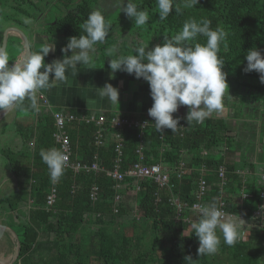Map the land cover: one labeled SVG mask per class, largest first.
<instances>
[{
  "label": "trees",
  "instance_id": "trees-1",
  "mask_svg": "<svg viewBox=\"0 0 264 264\" xmlns=\"http://www.w3.org/2000/svg\"><path fill=\"white\" fill-rule=\"evenodd\" d=\"M59 2L65 10L57 14L54 23L48 24L45 31L64 37L84 35L82 24L89 13L96 9L104 11L95 7L98 0ZM132 2L148 9L150 19L140 28L145 27L146 38L151 36V40L159 43L164 37L176 35L189 18H207L213 30L223 27L228 35L218 55L225 61L223 70L229 87L231 83H237L238 87L247 78L254 81V87L264 89L255 70L243 71L248 50L255 47L264 54V0H199L194 9L183 8L182 0H177L181 12L173 10L165 20L159 19L156 0ZM1 6L2 0L0 10ZM128 25L136 26L132 19ZM206 40L204 36L197 37L199 43H206ZM1 42L0 31V47ZM12 43H18V46L14 49L6 47L10 64L20 50L19 40L12 38ZM115 43L116 47L118 43ZM114 44L110 42L105 46L112 48ZM120 45L126 52L125 56L135 54L136 46L131 43L123 41ZM13 112L16 117L14 132L19 140L16 144L0 148V157L6 160L14 182L11 192L0 195V222L15 233L18 246L11 264H264V223L260 226L258 218H249L252 207L260 202L264 184L260 175L251 176L250 173L244 178L236 171L254 167L245 153L252 147L250 141L254 143L255 139L249 140L237 133L231 135L224 118L211 114L203 123L193 121L188 126L186 116H178L181 118L179 124L185 127L174 133L165 129L161 135L153 125V118L140 116L152 123L144 130V162L168 166L169 186L160 191L158 201L155 202L157 185L150 179L139 181V189L136 190L133 179L126 178L118 191L121 200L116 203L113 200L114 181L104 171L81 170L73 174L66 167L64 175L53 184L55 201L48 206L46 196L52 180L41 152L58 147L53 138V116L43 107L38 112L33 110L27 99L21 106L14 107ZM22 114V117L30 119L22 120ZM65 129L73 150L71 161L91 162L96 155L99 165L109 169L118 133L124 140L122 169L138 158L135 152L139 145L137 128L119 130L107 123L102 126L103 144L100 146L93 143L97 129L93 124L66 122ZM4 131L0 129L1 133ZM245 145L248 149L243 153ZM235 151L240 156L235 155ZM180 161L184 162L187 170L177 178ZM221 164L226 170L224 189L219 188L216 173ZM200 175L207 183L204 202L211 203L221 196L227 203V210L242 211L246 219L241 228H248L250 234L247 239L239 237L234 246L226 245L221 236L217 253L199 257V242L191 223L174 220V207L168 197L173 193L183 201L194 200ZM92 184L99 188L95 202L89 199ZM128 193L134 196V208L123 201ZM241 193L245 195L244 199H241ZM114 207L117 212L113 211ZM189 215L194 216L193 213ZM186 256H190L192 261L186 260Z\"/></svg>",
  "mask_w": 264,
  "mask_h": 264
},
{
  "label": "clouds",
  "instance_id": "clouds-1",
  "mask_svg": "<svg viewBox=\"0 0 264 264\" xmlns=\"http://www.w3.org/2000/svg\"><path fill=\"white\" fill-rule=\"evenodd\" d=\"M159 19L165 20L173 12H181L177 0H156ZM199 0H182L183 8L194 9ZM120 12L132 19L136 26H145L149 19L146 8L139 7L132 0H118ZM30 24V19L24 20ZM84 35L70 37L60 49L62 59L45 63L44 58L56 51L55 43L44 45L39 51L30 53L26 58L10 62L6 48H0V113L19 107L25 99L30 107L39 111L38 93L50 90L67 80L68 70L77 75V65H90L94 62L97 45L104 44L111 25L100 9L91 11L83 22ZM228 33L223 27L211 28L207 18H189L182 29L172 37H164L161 44L149 48L148 44L136 47L134 55L117 56L109 60V68L114 74L122 71L135 78H142L150 88L153 101L148 109L153 118L155 129L163 135L165 129L172 133L178 127L180 117H174L180 106H187L188 126L194 121L203 123L214 112L224 110V96L227 91V74L222 71L225 61L218 53ZM198 36L207 38L206 43L197 42ZM71 52V55L67 53ZM247 61L243 71L255 70L264 84V54L253 47L246 53ZM51 74V78H50ZM114 78V77H113ZM100 98L118 104L119 90L110 83L97 88ZM229 95V94H228ZM42 108V107H41ZM42 160L47 165L50 179L55 183L64 175L69 156L61 149L52 147L42 150ZM199 218L191 223V229L198 239L197 255H213L223 242L234 246L239 238L241 226L245 221L237 214L222 211L215 200L206 205H194ZM264 212V209H262ZM186 260L192 261L190 256Z\"/></svg>",
  "mask_w": 264,
  "mask_h": 264
},
{
  "label": "crops",
  "instance_id": "crops-1",
  "mask_svg": "<svg viewBox=\"0 0 264 264\" xmlns=\"http://www.w3.org/2000/svg\"><path fill=\"white\" fill-rule=\"evenodd\" d=\"M34 10L38 11L37 8ZM24 12L27 13V15L29 14L26 11ZM39 12V16H42L43 11L39 10ZM37 15V13L30 14V24H25L23 21L19 20V23H22L27 30L26 32L23 27H21L23 31L19 28L26 36V40L30 46V53L37 52L44 45L54 42L56 51L54 53L50 52L49 55L44 58V62L51 63L54 59H62L64 54L61 53L60 49L67 44L68 38L55 34L53 37L49 38L50 35L45 31L46 27L38 26L39 24L33 19V17L35 18ZM6 35L7 38L9 35L18 38L20 50L17 51V54L22 53L24 44H22L23 39L21 35L14 29L8 30ZM97 46H99V49L95 53L94 62L92 64L77 65V75L72 74V71L68 70L66 73L67 80L65 82L58 84L50 90H42L40 92L50 104L51 109L53 111L79 112L85 115H104L108 117L126 116L129 118L143 119L140 118V116H149L148 109L151 107L153 101L150 97L148 83L142 78L137 79L134 75L122 71H117L113 74L112 70L109 68L110 59L120 55L125 56L124 53L126 52L123 47L120 46L123 50L118 51L114 47H112V49L105 45ZM67 54L71 55V52ZM105 83H110L119 90L118 104L110 103L107 98L99 97L97 88L103 87ZM227 95L226 99L228 98ZM223 103L224 110L221 112H214L212 115L226 120L231 135L238 134V131H240L242 127H235L234 125L240 121L237 120L233 113L231 114L232 108L228 107V102L225 100ZM187 111V106H180L178 111L173 115L186 116ZM263 119L264 118H261L259 121L262 122ZM255 140L258 144L256 142L253 143V140H251L250 143H252V147L247 153H245L248 149L246 145L244 146L245 150L242 149L246 159L253 161L252 163L254 164V167L247 166L248 169L245 170H247V175H250V173H252L251 176L260 175L262 184H264V145L262 144V139H259L257 134H255ZM235 155H239V152L235 151Z\"/></svg>",
  "mask_w": 264,
  "mask_h": 264
},
{
  "label": "rangeland",
  "instance_id": "rangeland-1",
  "mask_svg": "<svg viewBox=\"0 0 264 264\" xmlns=\"http://www.w3.org/2000/svg\"><path fill=\"white\" fill-rule=\"evenodd\" d=\"M95 7H99L104 10L103 13L105 15L106 21L111 25V30L109 32V35L106 37V42L104 44H99L100 46H103L106 43L110 44V42L113 45L116 41L118 45H116L115 47V43L114 46L111 45V47H114L119 51V48L121 46L120 44L123 41L129 45L131 43L136 47L140 46L138 44H148L149 48H152L156 44H161L157 41L151 40V36H149L148 38L144 36L146 34L145 27L141 29V26L132 27L131 25H128L130 23V19L126 18L122 11L120 12L118 0H98V4H95ZM35 8H37L38 11H35ZM39 10L43 11L42 16H39ZM64 10L65 8L61 6L59 0H2V6L0 10V31L3 33L5 28L9 26H16L20 29L21 27H23V29L27 32L24 25L22 23H19V20L24 22L25 19H30L31 13L38 14L37 17H33V19L36 20L37 24H39L38 26L47 27L48 25L46 24H48L49 22V24H53L54 18H56L57 14L61 13ZM24 11L28 12L29 14L27 15V13H25ZM113 22H115L114 25L111 24ZM126 25H128L129 28H126ZM48 35H50L49 38L54 36V34L52 33H48ZM13 37L15 36H8L6 44L7 49H14L18 46V43L11 44V40ZM66 38L69 39L70 37ZM13 39L15 41H18V38ZM98 47L99 46H97V51L99 49ZM222 71L224 70L222 69ZM228 82L229 81L227 79V83ZM253 83L254 81H251L249 79L247 80V78L244 79V83L238 87L237 83H231V88L228 85L229 95H227L226 91L224 101L226 100L228 102V107L232 108L231 114L233 113L236 116L237 120L240 121L238 123H235L234 125L235 127H242V129L238 131V135L244 136L246 139H255V133L257 134L259 139H262L261 141L264 145V136L262 135L264 133V119L262 122L259 121V117L264 118V89L261 86L254 87ZM226 95L228 97L227 99ZM64 113H72L76 116L82 114L79 112ZM22 116L23 114L21 115V117ZM15 118L16 117L14 115L13 108L1 118L2 123L0 124V129L3 128L5 131L4 133L0 132V148L5 146L6 144L12 145L18 142L17 140H19V137L14 132ZM28 119L30 118H28L27 116L22 117V120L24 121ZM254 142L258 144L256 140ZM13 188L14 182L12 180V174L8 170L6 160L0 157V195L11 192ZM123 201L128 207H135L133 195L128 193L124 196ZM16 247L17 246L14 233L10 229H6L0 239V257L4 260L5 264H11L13 262L14 258L16 257Z\"/></svg>",
  "mask_w": 264,
  "mask_h": 264
},
{
  "label": "built area",
  "instance_id": "built-area-1",
  "mask_svg": "<svg viewBox=\"0 0 264 264\" xmlns=\"http://www.w3.org/2000/svg\"><path fill=\"white\" fill-rule=\"evenodd\" d=\"M38 95L39 108L44 107L49 113L53 116L55 131L53 132V138L57 143V149L63 150L69 156V163L67 168L73 173L76 174L79 171H104L105 174L114 181L113 189H114V202H119L121 200L119 189L122 187V183L126 178L133 179L135 183L136 190L139 189V181H143L146 179L152 180L157 185V191L155 192V202L160 199L159 193L162 189H165L169 186V175L167 173L168 166L161 164L159 162L156 163H146L144 162V153H143V136L144 130L147 126L152 123L147 119H137V118H129L126 116H104V115H85L80 114L78 116L72 113H64L62 111H53L50 107L48 101L44 98V96L40 93ZM38 112V111H37ZM66 122H76L78 124L81 123H90L96 126V130L94 131L93 143L95 146H100L103 144V132L102 126L107 123L116 129H122L124 127L127 128H137L138 134L137 138L139 139V145L136 148L135 152L138 156L137 160L133 163L129 164L125 169H122L123 163V147L124 140L123 137L118 133L116 136V142L113 147L114 157L112 166L109 169H105L102 165H99L97 161V156H93V160L91 162L87 161H71V155L73 153L72 145L70 141V137L65 129ZM154 125V124H153ZM178 127H185L184 124H179ZM203 169V168H201ZM187 170L183 161L178 163V170L176 172V177L180 178L182 173ZM238 173L242 174V177L245 178L247 170L237 169ZM225 166L221 164L217 170V181L219 183V188L224 189L226 178H225ZM54 182L52 181V186L50 187L49 193L46 196V204L51 206L55 201L56 190L53 186ZM75 185H73V190ZM207 192V183L204 177L201 175L197 179V187L194 192V200L191 202L183 201L179 198L177 194H170L168 197L169 203L174 207V220L175 221H186L188 223H192L193 221L199 218V212L197 208H194V205H206L203 198ZM99 194V188L96 184H92L89 189V199L92 202L97 201ZM245 195L241 193V199H244ZM218 207L224 211L225 213L240 216L241 219L245 220L246 217L243 215L242 211L240 212H232L226 209L227 203L220 196L215 199ZM264 188L260 191V202L257 203L256 206L252 207L250 210L249 218H258L260 220V226L264 223ZM114 212H117V208H113ZM189 213H193L194 216L191 217ZM250 234L248 228H241L239 232L240 239H247Z\"/></svg>",
  "mask_w": 264,
  "mask_h": 264
},
{
  "label": "water",
  "instance_id": "water-1",
  "mask_svg": "<svg viewBox=\"0 0 264 264\" xmlns=\"http://www.w3.org/2000/svg\"><path fill=\"white\" fill-rule=\"evenodd\" d=\"M10 29H14L16 30L22 37L23 39V43H24V46H23V52L22 53H18L16 55V59H23V58H26L29 54H30V46L26 40V36L25 34L17 27H7L5 28V30L3 31L2 33V42H1V47L0 48H6V44H7V31L10 30ZM15 59V60H16ZM9 111H7L6 113H8ZM6 113H0V119L6 114ZM6 229H10L9 227H7L6 225L2 224L0 222V239L1 237L3 236L4 232ZM14 233V232H13ZM14 236H15V233H14ZM16 238V236H15ZM17 243V242H16ZM17 246V245H16ZM16 255H17V252H18V246L16 247Z\"/></svg>",
  "mask_w": 264,
  "mask_h": 264
},
{
  "label": "bare ground",
  "instance_id": "bare-ground-1",
  "mask_svg": "<svg viewBox=\"0 0 264 264\" xmlns=\"http://www.w3.org/2000/svg\"><path fill=\"white\" fill-rule=\"evenodd\" d=\"M0 264H5L4 260L0 257Z\"/></svg>",
  "mask_w": 264,
  "mask_h": 264
}]
</instances>
